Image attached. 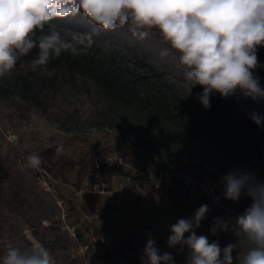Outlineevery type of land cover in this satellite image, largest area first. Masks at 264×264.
I'll list each match as a JSON object with an SVG mask.
<instances>
[{
    "label": "rangeland",
    "instance_id": "374dc122",
    "mask_svg": "<svg viewBox=\"0 0 264 264\" xmlns=\"http://www.w3.org/2000/svg\"><path fill=\"white\" fill-rule=\"evenodd\" d=\"M55 23L68 39L71 32L86 34L96 27L82 13ZM93 41L80 55L121 79L128 87L122 93L129 102L102 87V79L70 73L67 68L44 74L38 69L36 80L26 87L14 75L0 78V251L4 253L9 243L25 247L38 241L53 253L56 264H120L118 259L126 258L122 240L136 234L145 247L150 234L160 254L169 252L175 264H186L187 248L178 253L180 246L169 248L167 238L171 225L192 217L200 206L189 200L182 206L174 205L171 193L131 191L124 192L119 203L113 202L112 196L91 191L92 184L111 177L108 170L89 176L92 162L79 185L87 190V199L80 206L73 192L79 166L68 175V182L54 178L50 167L60 168L66 161L78 163L87 153L94 156L114 148L123 151L128 164L149 169L164 168L169 154L198 156L202 162L215 165L218 194L235 218L250 204V198L242 195L238 202L224 199V185L219 180L235 169L252 171L264 180V126L258 127L249 116L253 111L264 116V99L245 97L237 89L226 98L214 93L211 107L206 109L195 99L202 87H193L188 95L191 85L184 82L175 53L161 57L160 51L168 46L153 33L139 40L124 26L93 33ZM257 55L264 65V46ZM21 66L18 60L16 67ZM255 75L264 87V67L256 69ZM145 95L152 102L142 103L137 98ZM157 100L166 108L156 110ZM213 108L234 118L231 132L221 135L214 124L207 129L202 126V117ZM186 116L191 119L184 121ZM60 142L64 150L57 153ZM30 153L42 157L41 171L24 166ZM94 201L107 209L94 207ZM88 210H96L98 219L78 232L104 229L111 240L94 248L85 259H78L64 225L77 223L82 211ZM203 221L197 235L207 236L210 242L218 240L221 248L238 244L234 260L245 250L235 235L221 231L214 236L210 233L213 221L207 226Z\"/></svg>",
    "mask_w": 264,
    "mask_h": 264
},
{
    "label": "clouds",
    "instance_id": "9594fccd",
    "mask_svg": "<svg viewBox=\"0 0 264 264\" xmlns=\"http://www.w3.org/2000/svg\"><path fill=\"white\" fill-rule=\"evenodd\" d=\"M81 13L96 27L86 34L71 32L68 39L55 21ZM125 25L139 40L158 33L168 46L159 55L175 53L183 80L191 85L188 95L201 86L203 91L195 99L204 108L210 109L214 93L226 98L237 89L245 97L264 99V87L255 75L256 69L264 67L257 55L264 46V0H0V77L10 75L18 60L34 48L38 54L29 67L44 74L48 63L62 53L83 54L94 42L93 33ZM249 116L258 127L264 126V116L255 111ZM63 150V142L58 143L57 153ZM24 159L25 167L42 170L38 153ZM219 182L224 185V199L238 202L246 195L251 202L235 218L214 217L210 233L230 231L245 250L234 260L238 244L221 248L218 240L210 242L207 236L197 235L209 212L207 204L170 226L168 247L179 245L178 253L186 247V264H264V180L252 171L235 169ZM141 261L175 264L171 253L160 254L150 234ZM0 264H56V260L47 247L34 241L25 247L9 243Z\"/></svg>",
    "mask_w": 264,
    "mask_h": 264
},
{
    "label": "built area",
    "instance_id": "2783aa9c",
    "mask_svg": "<svg viewBox=\"0 0 264 264\" xmlns=\"http://www.w3.org/2000/svg\"><path fill=\"white\" fill-rule=\"evenodd\" d=\"M123 154L120 148H114L98 152L93 156L88 175L92 176L95 169L102 167L110 171L111 177L108 180L92 184L91 191L112 196L113 202L119 203L126 191L137 194L148 192L170 194L174 190L182 188L186 193L187 200L191 203L197 204L202 201V205L209 206V212L203 220L213 217L228 218L234 214L218 194L219 185L215 165L202 162L198 156L169 154L164 168L149 169L128 164ZM73 192L76 204L83 206L87 190L79 187ZM216 197H219V200H216ZM97 219L98 212L96 210L82 211L77 223L64 225L78 259H85L94 248L105 246L111 240L109 233L104 229L78 232L82 226ZM223 232L227 236L233 234L230 231ZM118 261L120 264L125 263L122 257Z\"/></svg>",
    "mask_w": 264,
    "mask_h": 264
},
{
    "label": "trees",
    "instance_id": "16d2710c",
    "mask_svg": "<svg viewBox=\"0 0 264 264\" xmlns=\"http://www.w3.org/2000/svg\"><path fill=\"white\" fill-rule=\"evenodd\" d=\"M125 27L129 28V26L127 25H125ZM151 33H153L155 37H159L158 33H156L155 31ZM37 54H38V49L34 48L30 51L29 54L22 56L19 59L22 62V66L15 67L10 74L15 76L16 81H21V84L24 85L25 87L30 86L29 84H32V82L36 80L35 72L31 70L28 62L31 59L35 58ZM59 68H67L70 73L89 75L96 79L100 78L103 81L102 87L106 88L108 92L114 93L116 96H118L120 99H123L125 102L129 100V98L125 97L122 93V90L128 88L127 85H125L124 82L121 81V79L111 76L108 71L103 70L99 67H95L94 65H91V63L88 60H86V57L84 55H73L71 52H64L61 54L59 58L51 60L47 65V71L57 70ZM7 76L0 78L5 80ZM131 90H133V88H131ZM137 98H139V100L142 103L152 102V98L149 97V95H145L142 98L140 97ZM162 103L163 102L157 100L154 103L155 109L157 110L159 106H161V108H166V106L163 105ZM190 119L191 118L189 116H186L184 118V121H189ZM200 123L206 129L211 127L212 124L216 125V130L221 135L226 134V132L229 131L231 132V130L235 128L234 118L229 113H223L219 111L217 108H213L211 110V113H206L202 117ZM134 156L137 159H143V156L141 155H134ZM92 159H93V155L91 153H87L82 159H80L78 163L72 161H66L60 166V168H56L55 165H51L50 173L54 176V178L61 179L64 182H68L69 181L68 175L73 171L75 166L78 165L79 166L77 172L78 179L75 182V187L77 189L79 188L82 177L86 173V170L90 165V163L92 162ZM104 171L105 169L102 167L97 168L94 171V175L99 176ZM171 194L174 195V198L171 200L172 204L174 205L182 206L185 200H187L186 193L182 188H178L174 190L173 192H171ZM85 199H87L86 196ZM194 205L201 206L202 201ZM93 206L100 209L101 208L107 209V206L103 205L100 201H94ZM213 218L209 220H204L203 225L207 226L210 222L213 221ZM101 219L103 218L101 217ZM121 248L124 249L126 253V258H125L126 264H142L141 257L144 255L143 253L144 245L142 243V239H140L136 234L127 235L121 242ZM0 255H3L1 251H0Z\"/></svg>",
    "mask_w": 264,
    "mask_h": 264
}]
</instances>
